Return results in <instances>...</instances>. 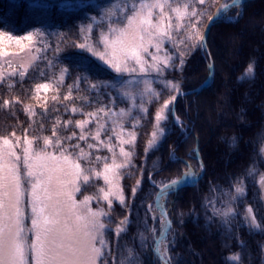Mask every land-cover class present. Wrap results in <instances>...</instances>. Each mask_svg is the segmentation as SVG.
Segmentation results:
<instances>
[{
    "label": "snow or ice",
    "instance_id": "1",
    "mask_svg": "<svg viewBox=\"0 0 264 264\" xmlns=\"http://www.w3.org/2000/svg\"><path fill=\"white\" fill-rule=\"evenodd\" d=\"M205 3L206 0H104L96 5L97 15L87 16V22L79 25V41L69 45L79 50L72 71L60 59L64 34L48 33L41 28L21 36L0 31V46L6 37L9 43L22 50L28 48L36 53L27 66H20V71L5 73L0 70V84L10 90L14 88L12 78L19 77L22 82L28 69L41 59V54L51 73L48 82L33 86L30 97L43 111L38 114L32 104L23 105V111L32 122L29 129L36 123L37 115H47L48 100L41 97L42 91L53 93L54 104L71 101V104H63L65 113L83 117L63 120L57 116L52 121L50 135L30 137L29 129H25L23 137L14 131L11 138L0 137V264H144L141 253L148 251L152 253L151 264H175L176 241L172 220L168 217L167 198L202 179L204 165L198 154L190 159L197 160L199 172L189 160L179 161L177 157V161L184 164L179 176L159 182L150 177L157 189L155 206L147 205L143 223L152 235L149 237L137 230V237L133 239H139V251L125 245L127 256L121 252L118 259L108 235L114 234L119 240L122 234H127L131 224L125 216L115 221L113 227L112 206L118 201L127 207L120 180L123 170L132 167L133 153L124 145L134 146L135 129L140 126V115L133 113L146 114V105L158 101L162 91L172 93L154 115L155 130L147 149L156 147L172 113L170 106L178 96L185 95L178 82L166 78L167 73L182 71L193 48L199 46L206 50V36L201 31L205 20L209 23L220 21L229 9H238L240 0L223 4L215 16L206 10H197V4ZM234 15L238 16L239 12ZM52 37L56 38L55 43ZM49 49L53 53L51 58L47 56ZM2 55L4 50L0 47ZM92 58L97 62L96 71L115 73L112 80L93 81L89 75ZM208 68L210 73L214 71L212 63ZM73 71L72 83L65 85ZM40 75L47 73L42 70ZM245 77L254 78V63L248 65ZM154 84H159L160 90L154 88ZM65 86L67 91L61 98L60 89ZM85 90L89 95H74V91L79 94ZM113 92L116 95H112ZM77 101L81 103L77 105ZM118 102L128 107L121 108ZM13 103L23 102L19 97L11 101L5 99L2 107L9 108ZM86 108L93 110L86 111ZM172 118L177 126L184 128L178 115L173 114ZM125 124H129L131 130ZM40 128L43 131L42 122ZM69 128L78 131L63 135ZM114 140L117 143L114 144ZM103 150L110 155H100ZM259 155L264 158V146L259 149ZM246 175L264 192V173H260L255 164L247 169ZM100 180L103 186L95 183ZM93 186L97 188L96 194L76 199L82 188ZM140 186L138 180L131 189L132 196ZM211 191L216 195L205 206L210 204L212 216L229 224L237 215L233 204L246 195L244 179L238 177L231 191L217 193L215 186ZM221 196L227 199L217 207L216 200ZM93 201L98 205L95 209L91 206ZM99 205H106V208ZM149 215L154 222L152 226L147 223ZM243 215L250 229L264 231L251 206L245 208ZM227 259L242 264L239 253Z\"/></svg>",
    "mask_w": 264,
    "mask_h": 264
},
{
    "label": "trees",
    "instance_id": "2",
    "mask_svg": "<svg viewBox=\"0 0 264 264\" xmlns=\"http://www.w3.org/2000/svg\"><path fill=\"white\" fill-rule=\"evenodd\" d=\"M231 1L206 0L204 5L197 4L196 8L206 10L214 16L223 4ZM103 2L104 0H0V31L21 36L35 28H41L48 33L64 34L60 59L63 65L72 71L79 50L69 45L79 41V25L87 22V16L97 15L96 5ZM234 13L231 14L232 19L212 26L208 36L210 56L202 47L197 46L188 53L182 71L167 73L166 78L178 82L182 92H189L199 88L208 79V65L211 60L215 65V78L209 87L199 93L180 96L178 101L170 106L172 113L168 116L164 125L165 133L156 147L147 149L151 133L155 130L154 115L172 93L162 91L158 101L154 100L146 105V114L133 113L140 115V126L135 129L134 146H125L126 150L133 153L132 167L123 170V178L120 180L127 207L121 206L118 201H114L112 206L113 227L115 221L125 216L129 217L131 224L127 234H122L119 240L114 234L108 235L113 254L118 259L121 252L127 256L125 245L140 250L139 239H133L137 237V230L145 232L149 237L152 235L143 223L147 205L155 206L154 193L157 189L153 187L150 177L158 182L171 180L181 174L184 164L179 161L184 160H189L198 168L196 159L190 157L194 155L193 150L199 142L205 167L202 179L196 185L184 187L168 197L169 216L176 241L173 248L175 264H236L227 259L235 253L240 254L242 264H264V231L250 229L243 215L245 208L251 206L257 221L264 227V192L259 189L253 178L246 175L247 169L253 164L260 173H264V158L259 155V149L264 146V0H248L240 18ZM208 25L209 22L205 20L201 28L204 34ZM93 35L95 36V33ZM3 39L4 44L0 47H3L4 55L0 56V70L5 73L20 71V65L7 57L28 48L22 50L14 43H9L6 37ZM52 40L55 43L56 38L52 37ZM166 47L171 46L166 44ZM47 56H53L51 49ZM46 63L41 54V59L36 61L34 67L28 69L22 82L19 77L12 78L14 88L10 90L6 85L0 84V137H10L13 131L17 136L23 137L25 129H29L32 122L23 111L24 104H32L38 114L43 111L38 102L30 97L36 83L48 82L51 79ZM250 63H254V78L245 77ZM89 68L93 81H110L115 75L110 70L96 71L95 58H92ZM42 70L47 75L41 76ZM74 77L73 71L72 77L65 80V85L71 84ZM241 77L245 78L242 80ZM153 87L157 90L161 88L159 84H154ZM81 88L84 89L85 86L81 84ZM66 91V86L60 89L61 98ZM52 95V92H41V97L48 100V112L46 116L37 115L34 118L36 123L32 124L28 132L30 137L50 135L52 121L57 116L63 120L83 118L65 113L63 104L72 102L62 101L54 104ZM74 95L89 93L86 90L79 94L74 91ZM112 95L116 93L113 92ZM14 97H19L23 103H13L9 108L2 107L3 100L11 101ZM107 100L105 96L104 102L107 103ZM80 103L77 101V105ZM118 106L128 107L126 103L119 102ZM174 110L184 128H188V134L182 133L173 121ZM41 122L43 131L40 128ZM125 127L131 130L129 124H125ZM73 130L76 129L69 128L68 132L62 134H70ZM113 143L117 142L114 140ZM173 150L175 158H172ZM100 155L110 154L103 150ZM238 177L244 179L246 195L233 204L237 215L229 224H225L220 217H213L212 206L209 204L206 207L205 204L216 195L211 191L212 186L216 187L217 193L222 190L231 191ZM138 180L141 186L135 196H132L131 189ZM95 183L103 186L102 180ZM96 191L95 186L86 190L82 188L77 198L82 200L84 195H94ZM224 199L227 198L221 196L217 199L216 206L219 207ZM91 206L94 209L98 207L95 201ZM99 206L106 208V205ZM147 223L148 226L153 225L151 215ZM141 257L144 264H151V251L142 252Z\"/></svg>",
    "mask_w": 264,
    "mask_h": 264
},
{
    "label": "water",
    "instance_id": "3",
    "mask_svg": "<svg viewBox=\"0 0 264 264\" xmlns=\"http://www.w3.org/2000/svg\"><path fill=\"white\" fill-rule=\"evenodd\" d=\"M246 1H247V0H240V3H241V4H244ZM234 10H235V9H229L228 13H225V14L222 15L220 21L215 22V23H209V25H208V27H207V29H206V31H205L206 41H208V36H209V33H210V30H211L212 26H214V25H216V24H218V23H220V22H222V21L227 20L228 15H229L230 13H232ZM214 16H215V15H214ZM203 49L205 50V48H203ZM205 51L209 54V49H208V45H207V43H206V50H205ZM211 63L214 65V63H213L212 60H211ZM214 78H215V65H214V71L210 73L208 79H207V80H206V81H205V82H204L199 88H197V89H195V90H193V91L184 92L185 95H187V94H193V93H199V92L203 91L205 88L209 87V86L213 83ZM185 95H181V96H185ZM179 98H180V96H178L176 102L178 101ZM176 102H175V103H176ZM199 145H200V144H199V142H198V146H199ZM195 153H196V155L198 154V156L200 157V149H199V148H197V149L195 150ZM200 159H201V157H200ZM204 173H205V168H204L203 173H202L201 175L203 176ZM183 188H184V187H183ZM181 189H182V188H181ZM177 192H178V191H177ZM175 193H176V192H175ZM172 194H173V193H172ZM168 217H169V214H168ZM169 218H170V217H169ZM172 226H173V224H172Z\"/></svg>",
    "mask_w": 264,
    "mask_h": 264
},
{
    "label": "rangeland",
    "instance_id": "4",
    "mask_svg": "<svg viewBox=\"0 0 264 264\" xmlns=\"http://www.w3.org/2000/svg\"><path fill=\"white\" fill-rule=\"evenodd\" d=\"M241 10H242V7H241ZM0 23H1V16H0ZM207 45H208V41H207ZM203 49V48H202ZM209 49V48H208ZM204 50V49H203ZM205 52V51H204ZM208 56H210V53L208 54L207 52H205ZM36 55V53L34 51H29V49H26L24 50L23 52H20V53H17V54H11L7 57L8 60H11L12 62H14L15 64H18V65H24V66H27L31 60H32V57ZM175 115V113H174ZM180 128V127H179ZM181 132L182 133H185V134H188L187 131H188V128H183L181 129ZM188 137V136H187ZM127 138V137H125ZM211 139H212V135H211ZM127 145V144H126ZM124 145V147L126 146ZM191 154V153H190ZM192 155V154H191ZM173 157H174V154H173ZM191 163V162H190ZM192 164V163H191ZM195 169V168H194ZM198 172V171H197ZM78 193L76 194V199L78 200ZM168 207V205H167ZM170 208L168 207V212H169Z\"/></svg>",
    "mask_w": 264,
    "mask_h": 264
},
{
    "label": "bare ground",
    "instance_id": "5",
    "mask_svg": "<svg viewBox=\"0 0 264 264\" xmlns=\"http://www.w3.org/2000/svg\"><path fill=\"white\" fill-rule=\"evenodd\" d=\"M238 8L241 9V5H240V4H239ZM196 165H197V160H196ZM197 167H198V166H197Z\"/></svg>",
    "mask_w": 264,
    "mask_h": 264
}]
</instances>
